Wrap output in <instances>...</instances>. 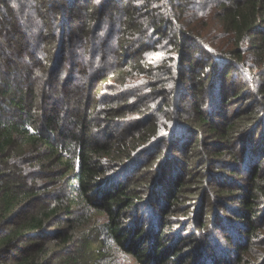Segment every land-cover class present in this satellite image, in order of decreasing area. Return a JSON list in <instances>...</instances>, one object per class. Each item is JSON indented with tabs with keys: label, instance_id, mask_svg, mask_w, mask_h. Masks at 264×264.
<instances>
[{
	"label": "trees",
	"instance_id": "obj_1",
	"mask_svg": "<svg viewBox=\"0 0 264 264\" xmlns=\"http://www.w3.org/2000/svg\"><path fill=\"white\" fill-rule=\"evenodd\" d=\"M264 264V0H0V264Z\"/></svg>",
	"mask_w": 264,
	"mask_h": 264
},
{
	"label": "rangeland",
	"instance_id": "obj_2",
	"mask_svg": "<svg viewBox=\"0 0 264 264\" xmlns=\"http://www.w3.org/2000/svg\"><path fill=\"white\" fill-rule=\"evenodd\" d=\"M112 264H136L135 260L128 254L118 252L113 258Z\"/></svg>",
	"mask_w": 264,
	"mask_h": 264
}]
</instances>
